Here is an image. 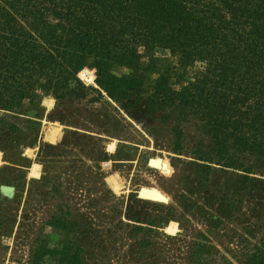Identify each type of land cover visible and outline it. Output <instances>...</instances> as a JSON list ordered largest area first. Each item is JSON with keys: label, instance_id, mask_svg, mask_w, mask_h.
Here are the masks:
<instances>
[{"label": "rangeland", "instance_id": "rangeland-1", "mask_svg": "<svg viewBox=\"0 0 264 264\" xmlns=\"http://www.w3.org/2000/svg\"><path fill=\"white\" fill-rule=\"evenodd\" d=\"M156 55L154 69L140 61L113 72L146 94L162 73L180 89L201 72ZM18 111L0 123V264H252L264 246V175L206 169L197 122L178 147L171 120L142 103L40 92Z\"/></svg>", "mask_w": 264, "mask_h": 264}, {"label": "trees", "instance_id": "trees-1", "mask_svg": "<svg viewBox=\"0 0 264 264\" xmlns=\"http://www.w3.org/2000/svg\"><path fill=\"white\" fill-rule=\"evenodd\" d=\"M163 50L200 74L175 89L162 73L146 94L113 72L140 61L154 69ZM40 92L142 103L171 120L178 147L195 121L206 169L264 175V0H0V123ZM252 264H264V246Z\"/></svg>", "mask_w": 264, "mask_h": 264}, {"label": "water", "instance_id": "water-1", "mask_svg": "<svg viewBox=\"0 0 264 264\" xmlns=\"http://www.w3.org/2000/svg\"><path fill=\"white\" fill-rule=\"evenodd\" d=\"M2 191L4 194L8 195V196H12L13 195V191H14V188L13 187H9V186H2L1 187ZM142 195V191L139 193V197H141ZM143 198V197H141ZM162 202L166 201V199H161ZM167 202V201H166Z\"/></svg>", "mask_w": 264, "mask_h": 264}, {"label": "bare ground", "instance_id": "bare-ground-1", "mask_svg": "<svg viewBox=\"0 0 264 264\" xmlns=\"http://www.w3.org/2000/svg\"><path fill=\"white\" fill-rule=\"evenodd\" d=\"M56 131H57V129H53V132L52 131H50L48 134H49V137H52L53 139H55L56 138V136H57V134H56ZM142 191V194H143V190H141ZM141 191H139V193L141 192ZM139 193H138V195H139ZM144 195V194H143ZM141 197H142V195H141ZM168 200V199H167ZM166 200V201H167ZM166 201H164V202H166Z\"/></svg>", "mask_w": 264, "mask_h": 264}]
</instances>
